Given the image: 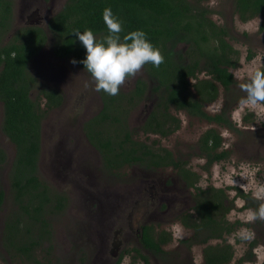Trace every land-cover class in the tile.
<instances>
[{
	"label": "trees",
	"instance_id": "obj_1",
	"mask_svg": "<svg viewBox=\"0 0 264 264\" xmlns=\"http://www.w3.org/2000/svg\"><path fill=\"white\" fill-rule=\"evenodd\" d=\"M210 1L67 0L51 19L49 28L55 39V55L75 59L82 67L79 61L84 58L85 49L73 32L91 29L97 39H102L107 34L102 16L106 7H111L113 14L122 20L124 32L121 35L135 29L144 30L164 57L159 67L150 63L142 67L144 75L137 77L132 91L127 93L120 89L115 96L99 92L103 108L86 122L85 129L111 171L134 164L147 168L174 165L184 178H192L190 184L200 181V175L186 167L187 162L183 164L175 158L172 150L157 146V142L149 144L138 139L129 118L132 109L140 103L145 105L152 100L149 113L139 127L147 137L152 134L168 137L175 133L181 126L177 114L180 111L235 128L229 107L240 96L232 103L226 101L219 113L210 114L205 109L208 103L220 97L222 89L227 96H233L237 80L232 70L241 60L239 50L231 42L230 28L215 20L214 10L208 4ZM233 5L234 14L242 22L261 18L259 30L264 32V0H234ZM13 19V0H0L1 130L16 149L14 158L9 161L12 200L9 211L5 207L7 191L0 179V213L6 209L0 235V259L6 260L1 251L4 249L12 260L44 264L39 251L49 252L54 239L51 219L65 210L68 197L52 188L40 175L42 122L48 112L63 105L64 94L52 85L39 87V79L29 68L31 59L38 56L48 41L47 31L39 26H22L4 42L13 30ZM180 45L184 48L180 49ZM252 57L251 53L248 59ZM204 71L208 77L200 76ZM198 142L200 153L207 158L206 170L230 155L228 150L221 149L223 137L215 127L206 130ZM8 157L0 144V167L8 164ZM238 196L246 199V208L255 206L251 194L239 189ZM227 199L224 189L197 188L193 211L186 210L178 216L193 232L183 242L190 247L203 246L204 264H229L235 256L227 236L243 223L240 220L230 222L226 218L231 210ZM170 239V233L165 230L157 231L152 224L143 226V247L160 257L165 253L162 246ZM214 240L217 241L212 242ZM255 245L256 241L251 248ZM134 249L137 257L150 264L147 254L140 248ZM252 257L249 253L241 258V262Z\"/></svg>",
	"mask_w": 264,
	"mask_h": 264
},
{
	"label": "rangeland",
	"instance_id": "obj_2",
	"mask_svg": "<svg viewBox=\"0 0 264 264\" xmlns=\"http://www.w3.org/2000/svg\"><path fill=\"white\" fill-rule=\"evenodd\" d=\"M233 1L211 0L208 4L214 10L215 20L228 25L231 30V42L240 52V64L232 70L237 85L234 86L232 97L227 96L222 89L220 97L208 103L205 109L210 114L218 113L224 108L226 101L232 103L240 96L229 107L235 128L228 129L180 111L177 114L181 119V126L175 133L166 138L156 134L147 137L139 127L149 113L152 100L137 106L131 112L129 122L131 128L137 130L138 139L149 144L157 142L158 146H165L180 160L189 163L201 177L199 185L225 190L228 197L226 203L231 206L226 218L230 222L240 220L243 223L227 236V243L232 245L235 251V256L229 264H264V219H248L250 210L254 211L264 204V105L253 108L241 104L245 94L238 86L245 81L249 71L264 68V32L259 30L261 18L242 22L234 14ZM16 2L19 10V5L24 9L30 0ZM63 4L64 0H43L40 15L36 14L37 6L30 9L35 15L32 23H41L47 16L59 11ZM23 15H27V12L20 10L16 19L17 26L29 20V15L21 17ZM43 24L45 25V21ZM3 41L7 42V37ZM183 48L184 45H180V49ZM251 53L253 57L248 59ZM72 61L73 59L57 58L50 49H46L29 65L40 81L39 87L52 85L65 95L63 106L48 112L42 122L39 168L42 179L52 188L66 194L68 202L65 210L51 219L54 230L53 243L49 252L39 251L40 260L44 264H103L99 244L100 240L105 238L104 233L113 229L112 233L116 235L115 231L122 225V232L128 230L132 233L139 229L142 222L149 221L158 227V230H165L173 237V242L169 244L167 254L163 258H150L147 254L150 264H204L203 246L187 248L182 240L189 239L192 230L175 219L178 205L180 206L177 208L191 205L188 191L182 193L174 189L169 194L177 195L178 198L174 196V202L162 203L159 197L166 188L147 185V179L152 178L149 177L152 174L150 169L138 164L111 171L105 166L99 149L95 147V150L85 142L80 124L85 118L96 114L103 103L90 74L80 64H74ZM140 75H144L143 68L134 76L126 78L121 88L133 89L135 79ZM247 117L249 119H246ZM2 122L3 103L0 101V144L9 156L8 164L4 168L0 167V179L7 191L5 207L9 211V208H12L9 161L14 158L16 149L14 143L2 132ZM211 127L219 130L224 140V147L221 149L228 150L230 155L226 160L215 162L206 170L204 167L207 165V158L200 153L198 141L202 133ZM175 171L169 167L154 172L162 182L169 179L173 185L182 188L183 182ZM145 185L148 188H144ZM239 189L251 194L255 206L246 208L247 201L238 196ZM6 209L0 213V235L4 229L3 216ZM177 227L182 232L179 237L175 234ZM118 240L123 241L121 235L114 237L111 242ZM255 241L256 245L251 248ZM121 245L131 248L136 244L130 238ZM1 251L6 256V260L0 259L1 264H23L20 260H12L4 249ZM249 253L253 254L252 259L241 262V258ZM142 261L137 255L133 257L128 254L123 257L122 264H144Z\"/></svg>",
	"mask_w": 264,
	"mask_h": 264
},
{
	"label": "clouds",
	"instance_id": "obj_3",
	"mask_svg": "<svg viewBox=\"0 0 264 264\" xmlns=\"http://www.w3.org/2000/svg\"><path fill=\"white\" fill-rule=\"evenodd\" d=\"M102 16L107 28V34L102 39H97L91 29L75 30L73 33L85 49V56L79 62L95 82V90L115 96L126 78L134 76L146 64L159 67L164 57L144 30L135 29L121 35L124 32L123 22L113 14L111 7H106ZM72 63L77 61L73 59ZM238 86L245 94L241 104L253 108L264 105V69L249 71L245 81ZM248 219H264V204L254 211L250 210ZM175 234L177 237L182 235L179 227Z\"/></svg>",
	"mask_w": 264,
	"mask_h": 264
},
{
	"label": "flooded vegetation",
	"instance_id": "obj_4",
	"mask_svg": "<svg viewBox=\"0 0 264 264\" xmlns=\"http://www.w3.org/2000/svg\"><path fill=\"white\" fill-rule=\"evenodd\" d=\"M25 1V0H24ZM66 2H67V0H64V4L62 5V7H61V9L59 10V11H57V12H55L52 16H47L46 17V19L44 20L45 21V25L43 24V22L44 21H42L41 23H32V21L31 20H33V18H34V14L33 13H31V11H30V9L31 8H34L35 6H37V13L36 14H39L40 15V12L42 11V8H43V0H30V3L29 4H26L25 6H24V9L22 8V6L21 5H19V10H18V7L16 6V4H17V2H16V0H13V8H14V19H13V21H12V23H13V30L12 31H10L6 36H7V39L9 40L13 35H14V33H15V31H16V29H18L19 27H22V26H39V27H42V28H44L46 31H47V33H48V41L46 42V44L44 45V47L42 48V50L40 51V53L38 54V56L39 55H41L42 53H43V51H45L46 49H50L51 51H52V53H53V56H56L57 58H67V57H59V56H57V55H55V53H54V41H55V39H54V37H53V35H52V32L50 31V28H49V23H50V21H51V19L54 17V16H56L61 10H62V8L64 7V5L66 4ZM20 10H24V11H26L27 12V15H29L28 16V18H29V20L27 21V22H25L24 24H22V25H19V26H17L16 25V22H17V14H18V12L20 11ZM31 13V14H30ZM27 15H25V16H27ZM24 15L23 16H21V17H25ZM36 19V18H35ZM43 20V18H40V20ZM218 22V21H217ZM218 23H220V22H218ZM37 55L35 56V57H33L32 59H31V61L34 59V58H36V57H38ZM67 59H70V58H67ZM31 61H30V63H31ZM200 76L201 77H208V75H207V73L204 71L203 73H200ZM137 79V78H136ZM136 79H135V82H136ZM134 88H135V86H134ZM133 88V89H134ZM120 89L123 91V92H130V91H132V89L131 90H123L121 87H120ZM99 95H100V93H99ZM100 98H101V95H100ZM101 100H102V98H101ZM64 102H65V95H64ZM64 102H63V104H64ZM102 103H103V101H102ZM139 105H142V103H140ZM139 105H137V106H139ZM226 105V104H225ZM225 105H224V107H225ZM63 105H61V106H58V107H56V108H60V107H62ZM137 106H135L133 109H132V111L137 107ZM55 108V109H56ZM103 108V105H102V107H101V109ZM100 109V110H101ZM100 110L97 112V113H99L100 112ZM223 110V109H222ZM221 110V111H222ZM220 111V112H221ZM230 111V110H229ZM96 113V114H97ZM219 113V112H218ZM96 114H93L92 116H90V117H87V118H85L84 119V121L82 122V124H80V128L82 129V132H83V138L85 139V142L88 144V145H90V146H92L94 149H95V146L93 145V143H92V141H91V139L89 138V136H88V134H87V130L85 129V125H86V122H88L92 117H94ZM205 120V119H204ZM214 123V122H213ZM216 124V123H215ZM219 125V124H218ZM221 126V125H220ZM227 128V127H226ZM228 129H231V128H228ZM142 132V131H141ZM143 134H144V132H142ZM204 133V132H203ZM202 133V134H203ZM145 136H147L146 134H144ZM169 137V136H168ZM223 137V136H222ZM164 138H166V137H164ZM223 142H224V140H223ZM158 146V145H157ZM163 147H165V146H163ZM223 147H224V143H223ZM65 150H66V148H65ZM96 150V149H95ZM98 151V150H97ZM174 153V152H173ZM174 157L175 158H177V159H179V157L174 153ZM180 160V159H179ZM183 164L185 163V160H183V159H181L180 160ZM134 165H138V164H134ZM133 165V166H134ZM169 167H171V168H173L174 170H176L175 172L177 173V175L179 176V178H180V181L181 182H183L182 183V185H184V187H182V188H180V187H178V186H175V185H173L171 182H172V180H169V179H166V180H164V182H162L161 181V179L158 177V176H156V173L154 172L155 170H159L160 168H169ZM186 167H188V168H191L193 171H195L192 167H191V165L189 164V163H187V165H186ZM211 167V166H210ZM147 168V167H146ZM148 169H150L151 171H152V174L149 176V177H152V178H149V179H147V185H149L150 187L152 186V187H157V188H166V189H164L163 190V193L160 195V201L162 202V203H164V201H167L168 203L169 202H171V201H173L174 202V194H169V192H171V191H173L174 189H177V190H179L178 192H182V193H184V192H186V191H188V193H189V196H190V198H191V205L190 206H184V205H182V207H180V208H177V207H179L180 205H178L177 207H176V217H175V219H177L181 224H183L182 223V221H181V219H179L177 216H179L183 211H186V210H188V211H193V207H194V205H195V194H196V192H197V188H204L203 186H201V185H199V182L200 181H198V182H196L194 185H192V184H190V180L192 179V178H184L183 177V175L179 172V169L177 168V167H175L174 165H167V166H161V167H152V168H148ZM197 174H199L198 172H196ZM195 178V177H194ZM169 181V184H167V182ZM179 181V180H178ZM147 185H145L144 186V188H148V187H146ZM205 188H208V187H205ZM155 194H153V196H154ZM171 195H173V196H171ZM185 196V195H184ZM175 198L177 199L178 198V196L176 195L175 196ZM159 207H160V205H159ZM163 207V206H162ZM187 207V208H186ZM146 224H152V223H149V221H146V222H142V224L140 225V227H139V229L138 230H136V231H134V232H129L128 230L127 231H124V232H122V230L124 229V226L122 225L121 226V228L119 229V230H116L115 231V233H116V235L115 234H113L112 233V231H113V229L112 230H109V232L108 233H104V236H105V238L104 239H101L100 240V244H99V246H100V248H99V253L102 255V258H103V264H117L118 263V261L121 259V258H123L125 255H133V257L135 256V255H137V251H135V247H137V248H140L141 250H142V252H144L145 254H148L149 256H151L150 258H155V259H158V258H163V256H165V254H167V251H168V249H169V244L171 243V242H173V237H172V234L170 233V241L168 242V243H166V244H164L162 247H163V249H164V251H165V253L164 254H162V256L160 257V256H158V255H156V254H154V253H152L151 251H149V250H147V249H145L144 247H143V245H142V243H141V238H142V231H143V226L144 225H146ZM153 225V224H152ZM184 225V224H183ZM155 226V225H154ZM155 228H156V230L158 231V227H156L155 226ZM193 233V232H192ZM118 235H121L122 236V242L120 241V240H118V241H112L111 242V240H113V238L114 237H117ZM130 238H132L133 240H134V243L136 244L135 246H133V247H131V248H126L124 245H121L120 246V244H124V243H126L127 241H129L130 240ZM184 240H182V242H183ZM184 243V242H183ZM185 245H186V247L187 248H192V247H190L187 243H184ZM195 246V245H194ZM129 251V252H128ZM1 261V260H0ZM122 262H123V259H122ZM122 262H120V264H122ZM142 262H144V264H146V262L143 260ZM0 264H1V262H0Z\"/></svg>",
	"mask_w": 264,
	"mask_h": 264
}]
</instances>
